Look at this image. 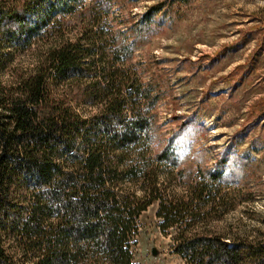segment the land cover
I'll return each instance as SVG.
<instances>
[{
	"label": "trees",
	"instance_id": "trees-1",
	"mask_svg": "<svg viewBox=\"0 0 264 264\" xmlns=\"http://www.w3.org/2000/svg\"><path fill=\"white\" fill-rule=\"evenodd\" d=\"M97 2L0 0V264H135L137 218L153 201L187 264H264V220L249 235L204 222L224 195L212 182H229L225 159L178 192L162 183L164 162L131 159L151 150L174 162L149 146L131 44L109 45L118 23L97 18ZM20 51L30 58L18 70ZM72 90L92 109L75 107Z\"/></svg>",
	"mask_w": 264,
	"mask_h": 264
},
{
	"label": "rangeland",
	"instance_id": "rangeland-1",
	"mask_svg": "<svg viewBox=\"0 0 264 264\" xmlns=\"http://www.w3.org/2000/svg\"><path fill=\"white\" fill-rule=\"evenodd\" d=\"M83 1H98L97 18L118 23L115 33L107 31L109 45L118 39L131 44V62L149 101L143 110L149 146L166 147L174 162L156 160L151 150L131 159L146 168L165 163L162 183L173 192L198 169L225 159L222 173L229 182H212L213 192L224 195L204 222L239 235L262 227L264 0ZM104 1L110 3L106 12L100 9ZM29 58L30 51L16 52L11 65L25 69ZM71 95L75 107L92 109L88 99L74 90ZM156 208L151 202L137 218L133 262L187 264L171 251L175 227L161 231Z\"/></svg>",
	"mask_w": 264,
	"mask_h": 264
}]
</instances>
